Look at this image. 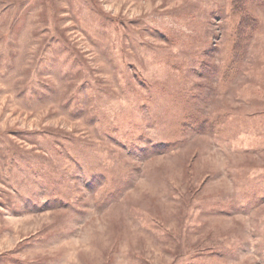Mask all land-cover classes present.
Wrapping results in <instances>:
<instances>
[{"label":"rangeland","instance_id":"obj_1","mask_svg":"<svg viewBox=\"0 0 264 264\" xmlns=\"http://www.w3.org/2000/svg\"><path fill=\"white\" fill-rule=\"evenodd\" d=\"M0 264H264V0H0Z\"/></svg>","mask_w":264,"mask_h":264}]
</instances>
